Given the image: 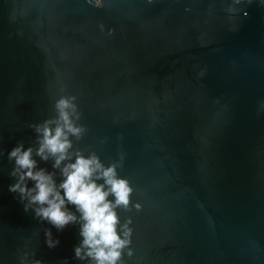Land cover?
<instances>
[{"label": "water", "instance_id": "95a60500", "mask_svg": "<svg viewBox=\"0 0 264 264\" xmlns=\"http://www.w3.org/2000/svg\"><path fill=\"white\" fill-rule=\"evenodd\" d=\"M62 96L86 128L73 151L134 190L118 264H264L260 0H0V264H92L79 224L57 231L9 192L8 153L36 146Z\"/></svg>", "mask_w": 264, "mask_h": 264}, {"label": "clouds", "instance_id": "9594fccd", "mask_svg": "<svg viewBox=\"0 0 264 264\" xmlns=\"http://www.w3.org/2000/svg\"><path fill=\"white\" fill-rule=\"evenodd\" d=\"M95 2L101 6V0ZM241 3L244 0H233V4ZM260 3L264 6V0ZM75 100L74 96L60 97L54 104V117L30 125L37 134L35 147L25 148L21 142L8 153V159L15 162L12 175L17 177L16 183L9 185V192L19 193L22 201L27 200L25 212L35 205V218L57 231L79 224L82 241L74 249L75 258L92 264H118L123 249L131 244L132 221L129 218L121 224L117 209L129 210L134 190L126 178L119 176L116 162L106 166L95 152L85 155L81 150L73 151L71 138L80 140L86 131L77 123L80 113ZM34 154L44 162L51 160L52 171L38 167ZM134 207L139 210L141 206ZM44 235L47 247L59 245L50 228ZM128 255H132L130 247ZM35 264L42 261L37 259ZM63 264H67V259Z\"/></svg>", "mask_w": 264, "mask_h": 264}]
</instances>
